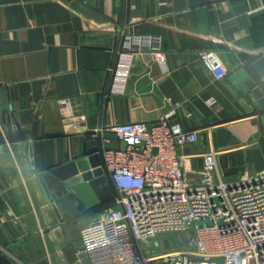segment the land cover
<instances>
[{"label": "crops", "instance_id": "crops-1", "mask_svg": "<svg viewBox=\"0 0 264 264\" xmlns=\"http://www.w3.org/2000/svg\"><path fill=\"white\" fill-rule=\"evenodd\" d=\"M124 34L159 36L167 69L149 53L120 57ZM201 50L218 52L224 78ZM167 98L197 131L179 150L187 176L210 151L225 181L264 171V0H0V253L81 264L63 250L79 249L102 207L87 209L53 170L84 158L99 127L157 121Z\"/></svg>", "mask_w": 264, "mask_h": 264}, {"label": "built area", "instance_id": "built-area-1", "mask_svg": "<svg viewBox=\"0 0 264 264\" xmlns=\"http://www.w3.org/2000/svg\"><path fill=\"white\" fill-rule=\"evenodd\" d=\"M140 52L167 69L159 36L124 34L119 56ZM197 56L215 80L227 75L217 51L201 50ZM166 101L170 110L155 122L94 130L113 133L125 148L101 153L114 197L79 229L77 252L90 264H264V171L225 181L210 151L200 172L187 176L179 150L197 140V131L174 120L178 104ZM60 103L71 106L69 100ZM193 221L202 224L192 227ZM166 233L188 234L184 247L148 253Z\"/></svg>", "mask_w": 264, "mask_h": 264}, {"label": "water", "instance_id": "water-1", "mask_svg": "<svg viewBox=\"0 0 264 264\" xmlns=\"http://www.w3.org/2000/svg\"><path fill=\"white\" fill-rule=\"evenodd\" d=\"M9 133L13 138L20 137L17 132L11 130V127H9ZM115 139L116 137L113 133L89 134L86 137V156L61 166L52 172L81 197L87 209L105 207L114 197V189L101 168V153L105 149L122 150L125 148L124 142H103V140L111 141ZM29 157L32 162L31 150ZM207 223L210 222H205V224ZM200 224L202 223L193 221L190 225L194 227ZM7 243L8 239L0 227V248L7 245ZM63 253L70 263L78 260L81 264H90L85 253L77 252V249L71 245L64 248ZM0 264H11L3 253H0Z\"/></svg>", "mask_w": 264, "mask_h": 264}, {"label": "rangeland", "instance_id": "rangeland-1", "mask_svg": "<svg viewBox=\"0 0 264 264\" xmlns=\"http://www.w3.org/2000/svg\"><path fill=\"white\" fill-rule=\"evenodd\" d=\"M188 234L166 233L156 238L148 248V253H161L163 251L181 249L184 247Z\"/></svg>", "mask_w": 264, "mask_h": 264}, {"label": "trees", "instance_id": "trees-1", "mask_svg": "<svg viewBox=\"0 0 264 264\" xmlns=\"http://www.w3.org/2000/svg\"><path fill=\"white\" fill-rule=\"evenodd\" d=\"M110 204V203H109ZM109 204H107L106 206H108Z\"/></svg>", "mask_w": 264, "mask_h": 264}]
</instances>
